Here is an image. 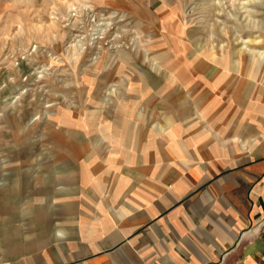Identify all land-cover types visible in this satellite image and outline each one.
Masks as SVG:
<instances>
[{"label":"rangeland","instance_id":"rangeland-1","mask_svg":"<svg viewBox=\"0 0 264 264\" xmlns=\"http://www.w3.org/2000/svg\"><path fill=\"white\" fill-rule=\"evenodd\" d=\"M257 53L264 55V0H0V264H82L67 247L77 251L81 229H92L95 218L127 211L133 193L125 186L157 176H142L145 157L149 166L178 164L187 160L180 142L194 154L218 142V133L247 132V101L264 92V82L249 91L252 79L235 68L222 92L207 86L200 96L197 76L184 89L167 70L176 63L182 72L199 57L212 68L209 79L215 61L225 68L260 60ZM147 80L165 88L147 94ZM172 88L182 93L173 103ZM171 104L181 136L172 134ZM200 107L207 119L198 118ZM121 114L150 137L127 163L109 134ZM200 134L208 136L196 147ZM76 143L88 145L80 163L95 160L101 172L70 174L80 163L63 156L74 155ZM12 186L20 192L9 206Z\"/></svg>","mask_w":264,"mask_h":264},{"label":"crops","instance_id":"crops-1","mask_svg":"<svg viewBox=\"0 0 264 264\" xmlns=\"http://www.w3.org/2000/svg\"><path fill=\"white\" fill-rule=\"evenodd\" d=\"M261 57L260 60L247 57L240 65L231 64L225 68L216 62L209 79L207 74L211 66L204 63V69L198 71L186 67L182 69L185 79L182 84L176 76L179 70L173 67L167 72L177 77L184 89L193 80L190 76H197L193 85L195 83L202 96L207 86L222 92L229 79L226 72L239 68L240 74L252 79L251 91L257 80L264 82V55ZM248 67H252L253 72H247L252 70ZM146 88L149 90L145 93L149 94L151 91L161 93L165 87L154 86L152 80ZM180 96L182 93L171 92L168 98L173 103ZM196 96L198 94L191 98L194 100ZM200 100L198 96L195 105H199ZM247 103L252 119V127L247 132L218 133L219 141L196 148L195 156L189 152V143L180 142L181 155L187 160L178 164L149 166L145 157V162L138 167L142 176H157L149 177V181L140 178L135 185L137 188L126 185L127 193H133L125 202L127 211H112L106 218H95L92 229H81L82 244L77 251L70 252L67 247V257L83 258L82 264H264V92L251 96ZM169 107L168 121L175 123L172 134L181 136L180 116L175 114L173 104ZM205 110L198 108V118H208ZM223 110L224 106L216 115L219 121ZM119 119V129H111L109 134L121 145L116 150L119 160L127 163L135 157L137 149L144 152V141L150 137L142 126L129 122L122 114ZM196 136L195 144L199 147L208 135ZM75 147L74 155L63 156L65 164L78 165L88 150V145L76 143ZM90 151L94 152L93 147ZM154 153L156 151L149 155ZM78 166L79 169L73 172V168L70 172L74 177L80 174L85 179L91 178L102 171L95 160ZM49 177L44 186L46 197L53 182ZM9 189L10 193L16 192V198L14 196L8 204L11 206L20 190L18 186ZM80 220L81 227H85L86 220Z\"/></svg>","mask_w":264,"mask_h":264},{"label":"bare ground","instance_id":"bare-ground-1","mask_svg":"<svg viewBox=\"0 0 264 264\" xmlns=\"http://www.w3.org/2000/svg\"><path fill=\"white\" fill-rule=\"evenodd\" d=\"M258 54V56L260 55V54H262V53H257ZM196 57V56H195ZM193 58V57H192ZM175 62V61H174ZM257 63V62H256ZM172 64V63H171ZM190 64V63H189ZM215 64H216V61H215ZM177 64L176 63H174V64H172L171 66H169V71L171 72V69H172V67L173 66H176ZM190 68L191 69H193V71H195V70H203L204 69V62H203V60H201V58H199V57H197V61H192V63L190 64ZM178 74V75H177ZM176 74V76H179V78L180 79H178L179 81H180V83H182V81L183 80H185L184 79V76H183V74H184V72L182 71H180L179 70V72ZM146 84H148V85H150V82L147 80V83ZM174 108V107H173Z\"/></svg>","mask_w":264,"mask_h":264}]
</instances>
